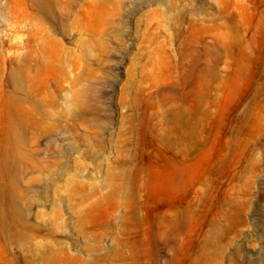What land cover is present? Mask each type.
Returning a JSON list of instances; mask_svg holds the SVG:
<instances>
[{"label":"rangeland","instance_id":"1","mask_svg":"<svg viewBox=\"0 0 264 264\" xmlns=\"http://www.w3.org/2000/svg\"><path fill=\"white\" fill-rule=\"evenodd\" d=\"M0 108V264H264V0H0Z\"/></svg>","mask_w":264,"mask_h":264},{"label":"bare ground","instance_id":"2","mask_svg":"<svg viewBox=\"0 0 264 264\" xmlns=\"http://www.w3.org/2000/svg\"><path fill=\"white\" fill-rule=\"evenodd\" d=\"M49 3V2H48ZM49 7V6H48ZM51 9V8H50ZM47 10V9H46ZM103 23V22H102ZM106 25V24H104ZM48 47V46H47ZM44 48V47H43ZM45 52V51H43ZM57 53V52H56ZM43 55V54H42ZM52 60V59H51ZM29 70V69H28ZM28 72V71H26ZM49 72V71H48ZM45 73V72H44ZM19 101V100H18ZM14 103V102H13ZM17 106V105H16ZM2 114V108H0V115ZM8 135V134H7ZM170 181L166 177H158L154 178L149 185V193L150 195H164L167 193L170 187ZM145 252V251H144ZM150 253V252H149ZM146 254V253H145ZM137 259V258H136ZM152 259V258H151Z\"/></svg>","mask_w":264,"mask_h":264}]
</instances>
